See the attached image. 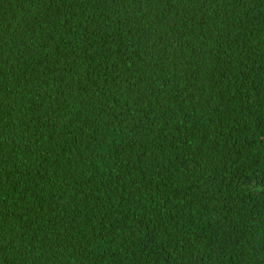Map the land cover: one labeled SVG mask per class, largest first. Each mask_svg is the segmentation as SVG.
<instances>
[{
  "label": "trees",
  "instance_id": "1",
  "mask_svg": "<svg viewBox=\"0 0 264 264\" xmlns=\"http://www.w3.org/2000/svg\"><path fill=\"white\" fill-rule=\"evenodd\" d=\"M0 264H264V0H0Z\"/></svg>",
  "mask_w": 264,
  "mask_h": 264
}]
</instances>
